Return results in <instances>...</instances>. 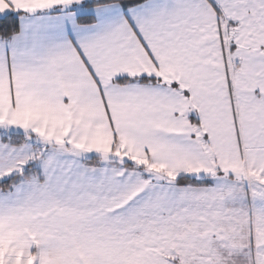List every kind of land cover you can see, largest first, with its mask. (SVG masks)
Returning a JSON list of instances; mask_svg holds the SVG:
<instances>
[{"label":"snow or ice","instance_id":"6c2138e0","mask_svg":"<svg viewBox=\"0 0 264 264\" xmlns=\"http://www.w3.org/2000/svg\"><path fill=\"white\" fill-rule=\"evenodd\" d=\"M0 264H264V0H0Z\"/></svg>","mask_w":264,"mask_h":264}]
</instances>
